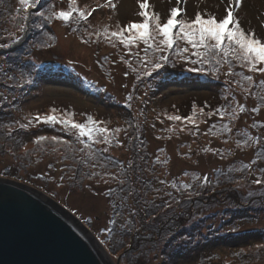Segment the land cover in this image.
<instances>
[{
  "label": "rangeland",
  "instance_id": "rangeland-1",
  "mask_svg": "<svg viewBox=\"0 0 264 264\" xmlns=\"http://www.w3.org/2000/svg\"><path fill=\"white\" fill-rule=\"evenodd\" d=\"M141 2L39 0L25 20L18 0H0V44L10 45L0 47V175L38 183L75 209L118 264H264L257 253L264 247V204L256 200L264 199V184L254 183L264 179V73L204 49V70L188 71L201 64L191 63L195 50L176 36L163 52L158 36L151 48L143 40L125 44L127 25L143 22ZM233 3L146 0L149 32L172 7L190 22L197 13L219 20ZM73 8L68 21L56 19L55 12ZM262 9L264 0H241L233 12L264 43ZM159 55L167 64L138 80L145 58ZM27 73L32 83H24ZM48 115L76 123L91 117L112 143L82 144L76 130L43 123ZM40 135L48 139L34 144ZM230 187L242 193L244 206L225 202ZM193 190L201 194L189 199Z\"/></svg>",
  "mask_w": 264,
  "mask_h": 264
},
{
  "label": "snow or ice",
  "instance_id": "snow-or-ice-1",
  "mask_svg": "<svg viewBox=\"0 0 264 264\" xmlns=\"http://www.w3.org/2000/svg\"><path fill=\"white\" fill-rule=\"evenodd\" d=\"M19 5L24 10L25 20H27L28 10L36 9L39 5V0H18ZM241 0H234V3L226 9V14L222 19L217 20L212 15H207L197 13L190 22L177 19L180 15V9L177 7H172L170 12L168 13V17L166 22L161 24L156 22L152 32H149V18L148 13L145 11L147 4L145 2H141L139 7L141 9L139 15L143 18L142 23L132 22L127 25V28L131 31L132 35H130L127 39L124 40L125 44H128L135 40H143V43L148 46V48L153 47V44H150V40L156 43V37H161L156 43V47L160 52L165 51L166 49H172L174 45V35L179 37L187 42L188 45H191L192 49H194V55L198 58L192 60V64L200 63V68H190L188 71H203V65L208 63L205 52H201V49H204L206 52H219L222 53L224 57H228L230 54L234 55L235 58L241 61L245 66L249 68L250 71H259L260 73H264V67L257 68L258 64H264V43L258 41L254 35L245 32L240 26L239 21L236 20L233 8L239 6ZM77 11L75 8L69 11H58L55 12L54 15L56 19L61 21H68L70 17H72L73 12ZM80 17L84 18L85 13L79 12ZM88 15H91L89 13ZM155 15V14H154ZM178 25V31L173 33V29ZM25 25H20V31L23 32L25 30ZM113 36L117 35L116 33L112 34ZM20 36H15L13 43H18L20 41ZM9 44H0V47L7 48ZM187 51V49H185ZM168 57L165 55H159L158 59L148 61L146 58L143 61L146 63L147 67L142 70V72L137 76L139 80L141 76L150 77L153 73L158 74V70H161L168 62ZM231 71V70H230ZM26 73H21V79H24ZM28 79L24 80L25 84L32 83L30 78V73H27ZM127 75V73L125 74ZM9 80L15 79V77H8ZM245 79L251 81V76H246ZM23 84L21 85V87ZM132 97L129 96L128 100H131ZM223 115V113H221ZM171 120H180L181 117L173 116L170 117ZM191 120V118H189ZM37 122H41V118L39 116L36 117ZM43 123L46 124H61L63 126V130L68 132L70 130H76L78 138L80 142L85 145H89L90 142H94L97 144L108 145L112 143L108 135V129L104 127L98 126L97 122L92 120L91 117L88 118L87 123H76L71 121L70 119H64L62 117H57L56 115H48L43 119ZM31 123V121H29ZM22 127H27V125H23ZM224 130L227 131L228 125H224ZM117 132L120 129H116ZM86 138V139H85ZM48 139L47 137L40 135L35 137L33 140L34 144L39 145L42 141ZM61 137L53 136L51 137L52 141H59ZM26 147V146H25ZM27 150V148H26ZM101 153L107 152L108 148L105 147L100 150ZM104 179L103 177H101ZM115 176H109V179H115ZM63 179V177H61ZM123 183V181H121ZM207 182V179H206ZM105 183H107V179H105ZM164 183V181H161ZM257 185L264 184V179L258 178L254 181ZM182 189L188 190L192 189L191 184L183 183L179 186ZM201 193L198 191H189V199L195 195L199 196ZM166 195L171 196V193H167ZM177 204L180 203L179 200L176 201ZM159 207V206H157ZM165 208L171 207L170 202H165ZM135 213H133L134 215ZM103 243V241H101Z\"/></svg>",
  "mask_w": 264,
  "mask_h": 264
},
{
  "label": "water",
  "instance_id": "water-1",
  "mask_svg": "<svg viewBox=\"0 0 264 264\" xmlns=\"http://www.w3.org/2000/svg\"><path fill=\"white\" fill-rule=\"evenodd\" d=\"M0 175V264H118L75 209Z\"/></svg>",
  "mask_w": 264,
  "mask_h": 264
},
{
  "label": "trees",
  "instance_id": "trees-1",
  "mask_svg": "<svg viewBox=\"0 0 264 264\" xmlns=\"http://www.w3.org/2000/svg\"><path fill=\"white\" fill-rule=\"evenodd\" d=\"M147 13H148V16H150L151 17V15H152V13L151 12H149L148 10L146 11ZM151 19V18H150ZM178 19H180V18H178ZM165 23V22H164ZM178 26V25H177ZM177 26L173 29V33L174 32H176V28H177ZM175 34V33H174ZM174 38H175V35H174ZM231 64H233V62H231ZM167 66H170V65H167ZM174 65H171V67H173ZM176 74V73H175ZM203 85H205V84H203ZM207 85H211V84H209V83H207ZM207 85H205V86H207ZM211 86H213V84L211 85ZM207 88V87H206ZM224 191H225V196H224V200H225V202L227 201V200H230L231 202H236V206L237 207H240V206H244L245 204H246V200L245 201H243L244 200V197H243V195H242V193H240L239 194V192L237 191V190H234V189H232V187H230V188H226V189H223ZM264 193V192H263ZM256 200H258V202H260L261 204H264V199L263 198H261L260 196H258L257 198H256ZM244 204V205H243ZM255 215L253 214L251 217H254ZM262 232H264V229H262L261 230ZM260 234H262V235H264V233H261L260 232ZM263 241L262 243H264V238L262 237V238H258V241ZM238 241H242V240H238ZM238 241H236V243L238 242ZM252 246V245H251ZM253 248V247H252ZM264 247H262L261 248V251L259 252V249H257V253H259V254H264ZM250 253L251 254H253L254 253V248L250 251Z\"/></svg>",
  "mask_w": 264,
  "mask_h": 264
}]
</instances>
